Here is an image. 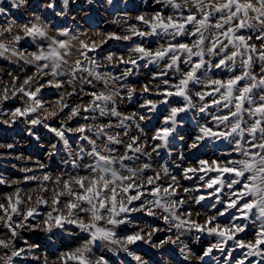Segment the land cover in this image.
I'll return each mask as SVG.
<instances>
[{
	"label": "rangeland",
	"instance_id": "1",
	"mask_svg": "<svg viewBox=\"0 0 264 264\" xmlns=\"http://www.w3.org/2000/svg\"><path fill=\"white\" fill-rule=\"evenodd\" d=\"M174 2L181 7L174 8L169 0H68L66 5L63 0H0V7L5 9L0 13V44L5 45L4 49H0V204L4 205V208H0V239L10 241L8 248L0 247V264H9L8 257H11L10 264H80L78 259L72 257L81 255L88 264H97L98 261L101 264H237L241 260L244 264H264V245L259 246L258 255L249 256L250 249L240 248L236 243L255 242L264 219L258 218L256 209L249 213L247 219L241 215L239 209L242 203L253 199L251 196L243 201L238 200L237 207H228L235 198L233 194L238 193L243 185L228 187L237 177L234 173L218 170L231 167L230 161L245 158L235 150L236 140H240L247 149L245 141H251V136L245 133L242 139L235 134L228 138L209 135L197 139L203 135L201 128L204 127L217 134L231 130L234 123L231 117L226 124L219 123L214 117L229 115L230 111H235L234 104L228 108L223 106L224 101L214 104V100H220L223 89L221 93L214 92L216 86L211 85L210 81L240 75L241 60L246 59V55H238L234 65L228 62L227 67L216 69L214 65L223 58L224 53L213 55L207 52V48L214 42L213 35L220 30H202L206 37L201 46L205 49V66L197 70L199 83L190 82L186 89L189 104V100L179 95L168 96L167 102H162L167 92L177 91L175 86L191 69V64L186 62V53L177 49L163 59L152 60L149 57L140 58L141 54L134 51L137 45L155 52L169 44L192 46L199 40L198 35L191 34L197 27L194 24H186L185 31L179 35L174 29L165 32L157 28L153 33L152 23L156 22L154 17L157 14L165 21L172 16L181 23L190 14L201 18L193 0H189L187 5L185 0ZM216 2L223 3L225 0ZM49 4L53 6L48 7ZM223 14L226 12L217 13L212 18V24ZM138 17H143L149 23L145 24ZM32 24L41 27L46 36L34 38L26 35L23 26ZM237 34L251 37L249 43L260 48L261 41L256 39L258 27L241 29ZM16 36L21 39L16 41ZM220 39L227 44L226 38ZM54 40L66 41L69 45L67 49H59L63 61L59 62L57 74L53 73L52 61L27 62L33 59L30 55L32 52L41 48L47 52L50 45L58 47L53 44ZM81 41L88 45L87 49L81 47ZM193 51L197 49L193 48ZM232 51H236L232 45L225 49L228 55ZM110 55L111 60L108 59ZM172 55L179 57V71L176 67H167ZM133 59L136 60L135 65L128 63ZM191 59L195 63L200 57L193 56ZM77 61H80L79 66ZM45 63L49 65L47 68H43ZM37 64L42 70H38ZM262 67L264 62L253 54L250 71L259 76ZM29 77L31 80L26 84ZM247 82L242 81L240 86ZM29 92L35 95H27ZM92 93L112 96L111 101H95L105 109V115L101 116L100 109L95 107L84 110L93 104ZM197 93L208 94L201 99ZM260 94L264 93L259 89L254 90L253 98L258 101ZM147 101H152L155 109ZM205 105L206 110L201 112ZM245 107L249 105L246 103ZM17 108L21 112L25 109L29 111L26 115L13 116ZM73 108L79 109V115L71 116ZM113 108L119 115H111ZM172 108H185V111L177 114L175 131L165 144L153 137L159 130L172 127L171 121L165 123ZM243 119L247 123L242 126L250 127L256 117L249 118L245 113ZM34 120L40 123L34 124ZM101 125H111L105 127L106 135H97L96 130ZM81 126L85 127L83 133L76 131ZM52 129L62 131L63 139ZM107 136H114L122 143L110 144ZM133 138H138L133 147H141L140 153L126 148V145L133 143ZM90 140H95L98 149L109 144L115 149L113 155L117 157L125 154L133 157L124 162L127 168H121L119 164L114 166L120 175L128 176L131 173L127 169H140L144 164H149V168L134 178L136 182L143 183L148 177L155 178L157 175L160 177L155 181L161 189L158 196L150 191L153 185H146L147 190L141 189L143 196L131 204H128L127 196L136 195L135 188L127 194L118 195V202L129 208H140L141 204L145 206L139 211L121 213L116 218L123 219L125 222L122 224L108 223L110 214L103 209L97 213L103 217L99 220H93L90 212L84 213L78 209L69 216L65 205L73 198L67 195L60 196L59 203H53L57 194L65 191V180L91 178L93 175L84 167L94 163V158L87 155L92 147ZM259 142L260 133L257 132L256 143ZM193 144L196 146L192 147ZM72 161L80 166L73 167ZM201 161L206 163L201 164ZM189 169L191 171H187ZM45 176L49 179L45 180ZM127 183L116 182L118 193ZM169 186L170 192L175 189L174 194L163 191ZM73 189L79 191L75 185ZM157 199L164 207L156 205ZM149 201L153 203L149 205ZM173 203L175 207L165 211V207ZM13 206L17 208L15 213L12 212ZM82 207L89 206L82 204ZM149 207L153 215L148 214L146 209ZM29 209H34L33 216L25 220ZM49 214L53 218L61 216L62 227L49 221L51 230H48L49 225L44 221L49 220ZM211 217L216 219L206 223ZM69 220H83L95 227L85 231L78 223H70ZM181 221L183 224L178 228L176 225ZM192 223L203 225L204 229L192 227ZM7 224L13 225L15 236ZM21 224L23 227L19 226ZM233 224L244 226V231L236 233L235 239L226 240L217 233L207 231L217 225L220 230L230 229ZM96 229L110 231L114 235L111 239L97 238L88 244L91 233ZM137 233L144 239L127 244L125 237ZM149 233H152L151 240L148 239ZM169 238L176 243L161 245V241ZM117 240L120 243L114 242ZM86 244L88 250L77 252ZM209 248L211 252L205 255ZM13 251L20 252V255L12 256ZM136 257L140 258L139 261Z\"/></svg>",
	"mask_w": 264,
	"mask_h": 264
},
{
	"label": "snow or ice",
	"instance_id": "2",
	"mask_svg": "<svg viewBox=\"0 0 264 264\" xmlns=\"http://www.w3.org/2000/svg\"><path fill=\"white\" fill-rule=\"evenodd\" d=\"M63 2L66 5L68 3V0H63ZM169 2L172 3V6L176 9H179L181 7V5L175 3L174 0H169ZM188 3L189 0H185V5H187ZM193 3L195 4L198 12L201 14L200 19H197L196 15L190 14L186 18H183V23H181L180 21L174 19V17L172 16H169L165 21L164 18L157 14L154 17V20L156 22L152 23V31L154 33L157 28L163 29L165 32H167L169 29H174L176 34L179 35L185 31L186 24H194L197 25V27L195 28V31L191 34L199 36V40L196 41L194 45L189 46L188 44H169L166 48L162 47L160 49H157L155 52H151L145 49L144 47L137 45L134 51L136 53L141 54L140 58L149 57L152 60L163 59L169 53H175L177 49H179L183 53H186L188 56V60L186 62L191 64V69L188 72L184 73L183 78L179 81V84L175 86L177 88V91L175 93L170 91L167 92L165 95V100L162 102L166 103L168 96L179 95L184 96L186 100H189V104L190 98L186 94V89L188 88L190 82L199 83V80L196 76L197 70L205 66V61L203 59L205 49L201 46L204 44L206 37L204 36V32L202 30H208L209 28H215L217 30H220L213 35L214 42L212 43L211 47L207 48V52L213 55H220V53H224L223 58L219 59V62L214 65L216 69L227 67L228 62H231L234 65L236 57L238 55H246V59L241 60L240 75L233 74V76L227 80L210 81L211 85L216 86L213 89L214 92L221 93V90L223 89L220 100H214V104H220L221 101H224L225 103L223 106L225 108H228L229 105L234 104L235 111H230L229 115L214 117V119L217 120L219 123L225 124L229 121L231 117L234 120V123L231 124V130L228 132H221L217 134L212 132L211 129L204 127L201 128V132L203 133V135L198 137L197 139H203L204 137L209 135H220L225 138H228L235 134L238 135L241 139L245 136V133L251 136V141H245L248 144L247 149L244 148L240 140H236L237 148L235 150L241 152V155L245 158L237 161H230L229 164L232 165L231 167L225 166L218 170L221 172L234 173L237 177V179L233 180L232 183L228 185V187L231 188L235 184L243 185L242 189L238 193L233 194L235 198L228 204V207H237L238 200L243 201L245 197L251 196L253 197V199L249 200L248 202L242 203V206L239 209L241 215L245 219H247L249 213H251L253 209H256L259 213L258 218L264 219V94L259 95L258 101L253 98L254 90L256 89H259L261 93H264V67L261 68V74L259 76L254 75L250 71L253 64V54L258 56V59L261 62H264V0H225V2L223 3H217L216 0H193ZM52 6V4L48 5V7ZM4 11L5 9L3 7H0V13H3ZM225 12L226 14L221 15L220 18L216 20L215 24H212V18L215 17L217 13ZM36 19L39 20L40 17H36ZM138 19L143 20L145 24L149 23V21L144 20L143 17H138ZM226 25L228 26L227 28H225ZM254 27H258L259 29V34L256 36V39L261 41V46L259 49L256 45L249 43L251 37H245L244 35L237 34L241 29H251ZM10 30L11 29H8V31ZM23 31L26 35L34 38L37 36H46V32L36 24H32L31 26L24 25ZM62 34H66V32ZM139 35H144V33H139ZM220 37L226 38L227 44L223 43ZM116 38L119 39V37ZM14 39L16 41H19L21 37L16 36L14 37ZM124 39H129V37H124ZM53 44L58 45V47H52L50 45L47 52L43 48L39 49L37 52H32L30 53V55L33 59L28 60L27 62L33 63L39 61H52L53 73L57 74L56 70L57 68H59V62L63 61V56L61 55L59 49H67L69 45L66 41L55 40L53 41ZM229 45H232L236 49V51L231 52V55H228L225 52V49H227ZM218 46L219 49L217 50ZM81 47L87 49L88 45L81 41ZM4 48L5 45L0 44V49ZM193 48H196L197 51H193ZM193 56L200 57V60L198 62L193 63L191 59ZM108 59L111 60L112 56L110 55ZM170 59L171 63H169L167 67H176V70L179 71V57L177 55H172ZM121 61H123V57H121ZM128 63L135 65L136 60H129ZM76 64L77 66H79L80 61H77ZM48 66L49 65L45 63L43 65V68H47ZM209 67H211V65ZM37 68L38 70H42L39 64H37ZM229 70L232 71V69ZM29 80H31V77H29V79L26 80L25 83L27 84ZM245 80H247L248 82L243 84V86H240L241 82ZM165 83L167 84L168 82L165 81ZM147 90V87H145V91ZM37 91H39V89H37ZM207 94L208 93H197V95L200 96L201 99H203L204 95ZM27 95L34 96L35 93L29 92L27 93ZM91 95L94 97L93 104L89 105L84 110L88 111L89 108L95 107L100 109L101 116L105 115V109L100 108V105L96 104L95 101H111L112 96L104 95L103 93H92ZM4 98L7 99L6 96ZM147 103L151 105L152 109H155L156 105L152 101H147ZM246 103L249 105V107L247 108L245 107ZM206 107L207 105L201 108L200 111L204 112L206 110ZM31 110L34 111L35 109ZM28 111L29 109H25L23 112H21V110L17 108L15 113H13V116L26 115ZM182 111H185V108H172L170 116L167 117L165 120V123L171 121L172 127H165L159 130L153 137V139H160L166 144L168 137L172 134V132L175 131V118L177 114ZM245 113L248 115L249 118L256 117L254 123H252L250 127L242 126L247 123L243 119ZM52 115H55V113H52ZM77 115H79V109L73 108L71 116ZM111 115L117 116L119 114L113 108L111 110ZM33 123H40V121L34 120ZM105 127H111V125H101L96 130L97 135H106L104 131ZM52 130L55 131L56 134L63 139L62 131H57L56 129ZM76 131L83 133L85 132V127L81 126L80 128L76 129ZM161 132L163 134H161ZM257 132L260 133L259 143H256ZM83 139L88 138L83 137ZM137 139L138 138H133V143L126 145V148L135 153H140L142 151L141 147H133ZM107 140L108 142H110V144L114 143L118 145L122 143L121 140L114 136H107ZM65 143L67 144V141H65ZM89 143L92 145V147L91 151L87 152V155L94 158V163L84 165V167L93 175L91 176V178L79 177L72 178V180H65L63 183V188L65 189V191L58 193L56 198L53 200V203H59V197L67 195L68 197L73 198L70 199L65 205L68 210L69 216L73 214V210L78 209L84 213L90 212L93 220H99L103 217L101 215H98L97 213L99 212V210L103 209L110 214L108 223L112 225L122 224L125 221L123 219L116 218L119 217L121 213L139 211L141 209H144L145 206L144 204H141L140 208H129L125 206L124 203L118 202V195L127 194L131 189L135 188L137 190L136 195L127 196L128 204H131L133 201L141 199L144 194L141 189L147 190L146 185H153V188L150 191L154 196H158L161 189L156 186L155 181L159 180L160 177L159 175H157L155 178L148 177L147 180L143 183L136 182L134 178L139 173H142L144 169L149 168V164H144L143 168L140 169H127V171H129L131 174L128 176H122L115 170L114 166L119 164L121 168H127L124 162L126 160L133 159V157L128 156L127 154L119 157L113 155L115 149L110 147L109 144H105L103 148L98 149L95 140H90ZM195 146V144L192 145V147ZM157 147H160V145H157ZM254 149L257 150L253 151ZM153 151H155V148L153 149ZM83 152L84 150L81 149V153ZM200 163L204 164L206 162L201 161ZM72 164L73 167L80 166L76 163V161H72ZM166 171L167 170L165 169V172ZM187 171H191V169ZM246 173H248L249 175L245 176ZM44 179L48 180L49 177L45 176ZM117 181H128L126 186L120 188L119 193L117 191L116 186ZM173 181L175 182V178H173ZM213 183H215V181ZM73 185H75L79 189V191L74 190ZM208 186L211 187V184H209ZM170 188L171 186H169L168 188H164L163 191L169 195L174 194L175 189H171L170 192ZM184 191H188V189H184ZM109 193H111L110 196ZM199 199H203V197H200ZM17 203H19V201H17ZM152 203L153 201L148 202L149 205H151ZM155 203L157 206L164 207V205L160 203L159 199H157ZM180 203H183V201H181ZM82 204H87L89 207H82ZM174 207L175 203L169 205L168 207H165V211H168L170 208ZM0 208H4V205L0 204ZM146 210L148 211L149 215L154 214L151 211L150 207ZM12 212H17V208L13 206ZM33 213L34 209H29L27 215L25 216V220L28 217L33 216ZM220 215H223V213H220ZM8 219L11 220V217L9 216ZM165 219L167 220L168 217H165ZM176 219L179 220V217H176ZM215 219V217H211L208 221H206V223H211V221ZM49 221H52L56 226L62 227V217L59 215L53 218L51 214H49V220L44 221L46 225H49L48 230H51V224L49 223ZM68 222L78 223V226L85 231H91V229L95 227L94 224L85 223L83 220H80L79 222L77 220H69ZM182 224L183 221H181V223L177 224L176 226L179 228L182 226ZM19 226L23 227V224ZM191 226L201 230L204 229L203 225H198L195 223H192ZM7 227L11 230L12 235L15 236L16 232L13 225L7 224ZM207 231L209 233H217L218 235L225 237L226 240H231L235 239L236 233L244 231V226L233 224L230 229L225 228L223 230H220L219 225H217L216 227L208 228ZM113 235L114 234L110 231L96 229L95 232L91 233L92 238L88 242V244L95 242L97 238L111 239ZM151 236L152 233H149V240H151ZM143 239L144 237L139 233L125 237V241L127 244H134L137 241ZM114 242L120 243V241L118 240ZM164 243H176V241H173L169 238V240L167 241H161V245H163ZM236 243L237 246L240 248L247 247L248 249H250V251L248 252L249 256L254 254L258 255L260 252L259 246L264 245V225H262L260 230L256 233L255 242L245 243L244 241H237ZM88 244H86L83 249H77V252L83 253L84 251L88 250ZM9 246L10 241L0 239V247L8 248ZM213 247H219V245H213ZM211 250L212 249L209 248L205 252V255H208ZM18 255H20V252H12V256ZM72 258L78 259L80 261V264H88V262L84 259L83 255L73 256ZM136 259L139 261L140 258L136 257ZM8 261L10 264L11 257H8ZM97 264H101V262L98 261ZM104 264H106V262H104ZM237 264H244V261H237Z\"/></svg>",
	"mask_w": 264,
	"mask_h": 264
},
{
	"label": "bare ground",
	"instance_id": "3",
	"mask_svg": "<svg viewBox=\"0 0 264 264\" xmlns=\"http://www.w3.org/2000/svg\"><path fill=\"white\" fill-rule=\"evenodd\" d=\"M15 192V191H14ZM13 192V193H14ZM21 192V191H20ZM5 193V192H4ZM24 193V192H23ZM24 195V194H23ZM3 196V195H2ZM6 196V195H5ZM9 198H10V196L9 195H7ZM19 197V196H18ZM6 199V198H5ZM11 199V198H10ZM7 200H8V198H7ZM12 200V199H11ZM4 201V200H3ZM21 201H22V199H21ZM15 202V201H14ZM10 203V202H9ZM4 204H7V203H4ZM10 249V248H9ZM2 250V249H1ZM11 250H12V248H11ZM11 250H10V252H11ZM2 252V251H1ZM3 255H5V254H3ZM7 256V255H6Z\"/></svg>",
	"mask_w": 264,
	"mask_h": 264
}]
</instances>
